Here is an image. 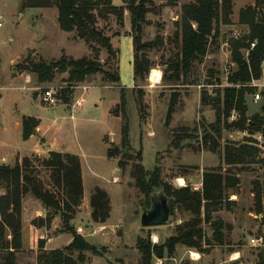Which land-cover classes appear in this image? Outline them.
<instances>
[{
  "label": "rangeland",
  "instance_id": "1",
  "mask_svg": "<svg viewBox=\"0 0 264 264\" xmlns=\"http://www.w3.org/2000/svg\"><path fill=\"white\" fill-rule=\"evenodd\" d=\"M24 1L0 0V164H4L1 158L7 157L10 166H14L21 156L35 149L36 139L24 140L22 125L17 123L23 115L41 119L42 132L50 145L54 144L58 148L56 142L65 143L80 157L84 194L81 209L72 223L77 226L78 232L79 227H83L81 234L95 245V249L82 252L84 260L81 264H143L140 240L143 245L150 247V264L264 263V248L250 243L254 236L264 237V135L225 128V118L231 123L239 116L236 111H232L220 122L222 130L217 137L221 144L219 150L213 152L207 149L203 145L204 137L214 135L211 125L217 121L218 115L212 105L203 104L201 98L203 94L215 97L216 91L223 95L225 88L233 86L229 82V77L237 70L231 53L233 32L242 34L247 31V27L239 23V12L255 0H234L232 23H220L223 37L210 44L207 55L195 63L188 81L183 78L178 82L165 80L163 73L167 67L165 61L179 50L180 40L176 39L175 33L178 30L177 23L181 24V7L194 0H178L174 6L168 4L167 0H149L153 4L147 5L153 10L148 14L142 41H156L159 36L163 44L151 50L145 49L154 67L143 84L137 81L133 87V38L130 34L129 11L125 12L123 27L117 23L114 15L100 19L98 25L106 34L113 36L120 32V35L112 37V44L118 50L121 80L116 85L104 80L99 73L79 82L74 87L71 104L62 102L57 95L59 90L66 88L67 72L58 73L52 82L39 83L34 73L21 67L28 60L53 62L62 55L81 58L95 55V51L77 36L76 31L68 32L60 27L55 0L43 2L38 7H24ZM112 1L117 6L123 4L122 0ZM225 42L228 44L225 45ZM96 47L100 51V62H105L109 58L107 49L97 44ZM242 52L247 56L246 50ZM113 63L114 59L111 58ZM153 69L156 73L152 72ZM211 69L220 83L210 77ZM151 72L153 79H150ZM259 80L255 81L260 83ZM252 82L246 84L253 87L252 92L245 96L247 116H263L264 85L254 86ZM139 88L144 91L143 111H140L137 103ZM47 89L53 90L57 97L55 104L43 100ZM256 93L261 94L258 102L253 97ZM172 100L174 109L168 123ZM122 101H125L126 109L114 112ZM126 122L132 147L142 152L143 166L147 171L159 167L164 183L174 188L190 185L194 189H201L204 171L220 165L224 174H233L239 179V184L226 192L223 205L211 212L210 222L204 220L202 213L200 227L203 238L199 240L200 246L183 243L171 248L168 246V240L176 233L177 226L192 216L190 210L179 205L172 204L167 224L143 226L142 213L150 202L131 175L132 167L138 160L135 151L122 145ZM37 128L32 135L38 136ZM180 128H185L179 134L185 139L173 145L175 133ZM39 141L43 146L47 143L45 138ZM239 142L258 148L256 162L230 166L222 163L224 145ZM109 148L118 152L117 156L110 158ZM202 150L205 152L201 153ZM35 156L25 157L34 160ZM37 164L40 177L52 188L49 169L40 162ZM180 177L186 178V181L182 179V183H179ZM96 187L105 189L110 197L111 213L105 223H91L86 210ZM258 188L263 194L261 212H258L255 200ZM3 192L4 189L0 188V194ZM49 211L47 209L46 215ZM49 215L53 218L50 228H36L32 225L33 220H28L30 234L25 238L23 236V247L16 252V264H40L38 255L42 249L39 241L42 239L47 250L63 248L72 241V235L63 232L61 216L54 211ZM216 220L223 223L219 239L214 238L212 226ZM79 255L78 251L72 254L75 259ZM235 255L239 257L233 258Z\"/></svg>",
  "mask_w": 264,
  "mask_h": 264
},
{
  "label": "trees",
  "instance_id": "2",
  "mask_svg": "<svg viewBox=\"0 0 264 264\" xmlns=\"http://www.w3.org/2000/svg\"><path fill=\"white\" fill-rule=\"evenodd\" d=\"M48 0H26L24 7H38ZM58 6V20L60 27L68 32L76 31L80 39L89 43L95 51V55L83 56L81 58L67 57L62 55L58 60L46 62L28 60L23 68L34 73L39 83L52 82L58 73H68L66 88L57 93L62 102L71 104L74 87L77 83L86 81L96 74H102L103 79L118 85L121 78L119 75L118 50L113 47L112 37L120 35L116 32L112 35L99 27L100 19H108L110 15L116 17L117 23L124 26L125 12L129 11L131 17V35L133 38V72L135 82L142 84L147 80L153 61L146 54L145 49L151 50L163 39L159 36L156 41L143 42L144 26L148 23V14L152 12L153 4L149 0H122L120 6L114 5L112 0H55ZM178 0H167L170 5H177ZM234 12V0H194L181 7V24L177 23L178 30L175 33L176 39L180 40L179 50L173 52L165 61L167 67L164 69L165 80L178 82L182 78L188 81L193 74L195 63L201 61L210 48V44L218 38H222L220 23L229 25L232 23ZM239 23L247 27V31L232 37L231 53L232 60L237 65V70L229 77L232 87L225 88L224 94L216 91L217 96L209 97L202 95L203 104H211L217 111V121L211 125L214 133L204 137L203 145L217 152L221 146L217 137L221 133V121L232 111L238 113V117L231 123L225 118L224 127L240 131L247 130L252 133L264 135V115L247 116L246 94L251 93L253 87L246 86L252 80H259L264 75V0H255L253 4L246 5L240 9ZM252 43L255 46L252 47ZM96 44L107 49L109 58L101 63L99 50ZM246 50L247 56L242 52ZM111 58L114 63L111 64ZM105 66L107 69H105ZM154 73L156 70L153 69ZM210 77L220 83L216 78L214 70L211 69ZM162 76V75H161ZM153 79V74L151 75ZM237 85H240L238 88ZM138 85H136L137 87ZM123 89H125L123 87ZM140 111L144 110V91L139 88ZM1 98V95H0ZM126 109L125 101L117 106L114 112ZM174 109L172 100L169 110L168 123ZM222 113L224 115L222 116ZM264 114V108H263ZM143 117V116H142ZM145 119V118H144ZM40 119L30 115L22 116V137L27 140L31 137L34 129L40 125ZM185 128H180L175 133L173 145L181 143L185 137L179 134ZM122 145L131 151H135L129 139L128 122L122 132ZM222 159L227 166L256 162L258 148L246 143H226L223 147ZM137 162L133 165L131 175L136 185L143 190L149 200V195L158 188H164L165 193L170 197L172 204L179 205L192 212L191 218L176 228V233L168 240L171 248L177 243L188 246H200V239L203 238V231L200 227L202 219L211 221V212L219 209L226 198V192L234 189L239 184V179L233 174H224L221 165L204 171L202 188L194 189L190 185L174 188L163 182L160 168L147 171L142 164V152L135 151ZM113 148L108 149V156H117ZM37 161V162H36ZM49 169L52 188L48 187L40 177L38 164ZM0 188L4 192L0 194V263L16 264V252L23 247V200L28 194L39 199L42 204L50 209L43 217L34 218L32 225L36 228H50L53 220L50 212L59 214L63 223V232L72 235V241L63 248L45 249V241H39L42 252L38 255L40 264H81L84 260L82 254L85 250L95 249V245L88 241L72 220L79 211L83 202L84 185L82 177V163L77 154L52 150L49 156L42 158L35 156V159L24 157L22 162L14 166L0 164ZM258 212L263 209V194L260 188L255 193ZM172 205V206H173ZM92 209L91 219L94 223H105L110 217L111 201L108 192L96 187L90 198ZM203 210V212H202ZM202 213L204 216L202 218ZM87 225L86 227H89ZM214 226V238L221 237L223 223L219 220L212 222ZM11 236L9 239L8 236ZM143 251V264H150V247L139 241ZM78 251L77 259L72 254ZM162 255V254H160ZM257 264H264L259 262Z\"/></svg>",
  "mask_w": 264,
  "mask_h": 264
},
{
  "label": "crops",
  "instance_id": "3",
  "mask_svg": "<svg viewBox=\"0 0 264 264\" xmlns=\"http://www.w3.org/2000/svg\"><path fill=\"white\" fill-rule=\"evenodd\" d=\"M263 67H264V64H263ZM262 80H264V75L259 80L260 81L259 84H261V85L263 84L264 85V82H261ZM134 83H135V80H134L133 83H131V87L134 86ZM253 97H254V101L258 102V101L255 100V94H254ZM40 121H41V119H40ZM17 123L22 125V119L20 121H17ZM37 129H38V136L37 135H31V137L29 139H27V141H29V140L33 141V139H36V140H34L35 149L31 150V151H29V153L24 154L23 156H21L20 160H22V158L25 157V156H31V155H37L39 157L45 158V157L49 156V152L52 151V150L60 151V152L73 153V151L70 149V145H67L65 143L56 142V144L58 143V145H59L58 148H56L54 146V144L50 145L49 144V139L44 135V132H42L41 122H40V125L38 126ZM42 138H45L46 141H47V143L44 146L42 145L41 141H39ZM200 152L203 153L205 151L202 150ZM1 159H2L4 164H6V165H10L11 164L7 157H2ZM20 160H18V161H20ZM212 166H216V164L212 165ZM82 177H83V168H82ZM182 179H184V181H186V178L180 177L181 181H183ZM180 183H182V182H180ZM83 185H84V182H83ZM80 209H81V206L79 208V211H80ZM86 210H88V212H87L88 216L91 218L92 209H91V206H90V199H89V201H88V203L86 205ZM46 211H47L46 207L42 204V202L39 199L35 198L31 194H28L27 196H25V198L23 200V224H24L23 225V236H24V238H25L26 235L30 234V227H28V225H29L28 224V220L31 221L34 218H37V217H40V216L45 217L46 216ZM91 223H94V222H92V219H91ZM79 228H82V230H83V227H79ZM80 233H81V231H80ZM41 237H44V236H41Z\"/></svg>",
  "mask_w": 264,
  "mask_h": 264
},
{
  "label": "water",
  "instance_id": "4",
  "mask_svg": "<svg viewBox=\"0 0 264 264\" xmlns=\"http://www.w3.org/2000/svg\"><path fill=\"white\" fill-rule=\"evenodd\" d=\"M56 21H58L56 19ZM36 128L34 129V132ZM1 161V160H0ZM149 207L142 213V224L145 227L165 225L170 220L172 202L164 188H158L149 195Z\"/></svg>",
  "mask_w": 264,
  "mask_h": 264
},
{
  "label": "built area",
  "instance_id": "5",
  "mask_svg": "<svg viewBox=\"0 0 264 264\" xmlns=\"http://www.w3.org/2000/svg\"><path fill=\"white\" fill-rule=\"evenodd\" d=\"M238 35H239L238 32H235V31L233 32V37H237ZM224 44L227 45L228 43L225 42ZM253 46H255V43H252V47ZM263 70H264V67H263ZM151 75H152V72H151ZM150 79H151V76H150ZM252 85L261 86V84L257 83L255 80H253ZM37 89H40V88L37 87ZM260 98H261V94L260 93H256L255 94V100L258 101ZM43 100L45 102H47V103L55 104L56 100H57V97L55 96L53 90L47 89L44 92ZM178 181L180 183V179ZM80 231H82V228H79V232ZM250 243L252 245H259V246L264 248V237L263 236H254V237L251 238ZM192 254H194V253H192ZM238 257H237V255L233 256V258H235V259H237Z\"/></svg>",
  "mask_w": 264,
  "mask_h": 264
},
{
  "label": "bare ground",
  "instance_id": "6",
  "mask_svg": "<svg viewBox=\"0 0 264 264\" xmlns=\"http://www.w3.org/2000/svg\"><path fill=\"white\" fill-rule=\"evenodd\" d=\"M182 182V181H181Z\"/></svg>",
  "mask_w": 264,
  "mask_h": 264
}]
</instances>
